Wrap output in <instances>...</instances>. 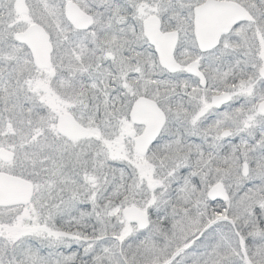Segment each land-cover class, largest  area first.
Masks as SVG:
<instances>
[{
	"label": "snow or ice",
	"instance_id": "snow-or-ice-1",
	"mask_svg": "<svg viewBox=\"0 0 264 264\" xmlns=\"http://www.w3.org/2000/svg\"><path fill=\"white\" fill-rule=\"evenodd\" d=\"M0 264H264V0H0Z\"/></svg>",
	"mask_w": 264,
	"mask_h": 264
}]
</instances>
